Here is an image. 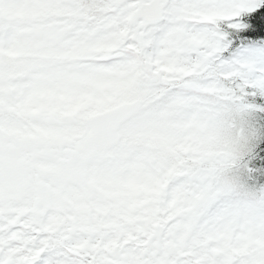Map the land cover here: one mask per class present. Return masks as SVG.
<instances>
[{"label":"snow or ice","instance_id":"1","mask_svg":"<svg viewBox=\"0 0 264 264\" xmlns=\"http://www.w3.org/2000/svg\"><path fill=\"white\" fill-rule=\"evenodd\" d=\"M0 264H264V0H0Z\"/></svg>","mask_w":264,"mask_h":264}]
</instances>
